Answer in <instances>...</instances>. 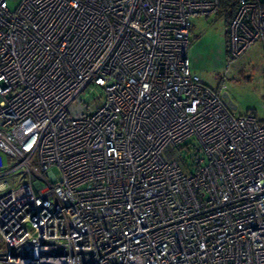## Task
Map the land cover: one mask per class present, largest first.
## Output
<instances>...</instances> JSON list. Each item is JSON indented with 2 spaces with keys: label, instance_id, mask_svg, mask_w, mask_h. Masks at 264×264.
<instances>
[{
  "label": "built area",
  "instance_id": "built-area-1",
  "mask_svg": "<svg viewBox=\"0 0 264 264\" xmlns=\"http://www.w3.org/2000/svg\"><path fill=\"white\" fill-rule=\"evenodd\" d=\"M218 6L0 0V264H264V121L189 69ZM226 37L264 46V4Z\"/></svg>",
  "mask_w": 264,
  "mask_h": 264
},
{
  "label": "rangeland",
  "instance_id": "rangeland-1",
  "mask_svg": "<svg viewBox=\"0 0 264 264\" xmlns=\"http://www.w3.org/2000/svg\"><path fill=\"white\" fill-rule=\"evenodd\" d=\"M11 9L18 0H8ZM187 50L190 71L207 87L227 92L237 115L254 113L264 121V46L255 43L248 53L232 59L226 49L225 25L216 13L193 18ZM228 49V46H227ZM224 77V78H223ZM57 175V168H53Z\"/></svg>",
  "mask_w": 264,
  "mask_h": 264
},
{
  "label": "trees",
  "instance_id": "trees-1",
  "mask_svg": "<svg viewBox=\"0 0 264 264\" xmlns=\"http://www.w3.org/2000/svg\"><path fill=\"white\" fill-rule=\"evenodd\" d=\"M218 1H219V6L215 13L218 18H222L224 20L225 35H226L227 24L232 19L234 12H236L239 0H218ZM260 2L264 4V0H260ZM192 25H193V21H192ZM225 50H227V40H226Z\"/></svg>",
  "mask_w": 264,
  "mask_h": 264
},
{
  "label": "water",
  "instance_id": "water-1",
  "mask_svg": "<svg viewBox=\"0 0 264 264\" xmlns=\"http://www.w3.org/2000/svg\"><path fill=\"white\" fill-rule=\"evenodd\" d=\"M223 96L226 98L228 95H227V93H225ZM235 108H236V106L232 104V110H234Z\"/></svg>",
  "mask_w": 264,
  "mask_h": 264
},
{
  "label": "crops",
  "instance_id": "crops-1",
  "mask_svg": "<svg viewBox=\"0 0 264 264\" xmlns=\"http://www.w3.org/2000/svg\"><path fill=\"white\" fill-rule=\"evenodd\" d=\"M193 25H194V24H193ZM193 25H191V26L193 27ZM193 28H194V27H193ZM193 28H192V29H193Z\"/></svg>",
  "mask_w": 264,
  "mask_h": 264
}]
</instances>
